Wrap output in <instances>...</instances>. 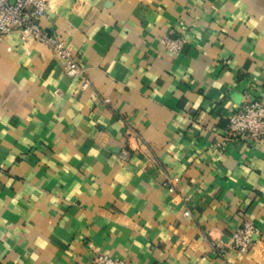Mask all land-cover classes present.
Wrapping results in <instances>:
<instances>
[{"label":"crops","instance_id":"crops-1","mask_svg":"<svg viewBox=\"0 0 264 264\" xmlns=\"http://www.w3.org/2000/svg\"><path fill=\"white\" fill-rule=\"evenodd\" d=\"M40 23L90 85L0 35V264H264V141L217 145L264 104V0H57Z\"/></svg>","mask_w":264,"mask_h":264},{"label":"built area","instance_id":"built-area-1","mask_svg":"<svg viewBox=\"0 0 264 264\" xmlns=\"http://www.w3.org/2000/svg\"><path fill=\"white\" fill-rule=\"evenodd\" d=\"M56 1L0 0V35L17 32L25 43L38 41L47 44L56 58L62 61L66 75L78 79L81 87L86 88L90 85V81L71 47L54 37L40 23L43 18L48 17V11L52 8V3ZM161 41L163 46L173 54L180 53L185 45V40L181 37L173 38L164 35ZM104 101L109 103L110 99H104ZM225 131L224 140L218 142L217 145H223L236 139L262 143L264 141V104L257 100L244 101L228 118ZM126 147L127 145L120 153L121 159H126L129 154ZM177 183L178 178L175 177L166 176L164 180V186L171 191L176 190ZM184 213L189 215V209H186ZM259 234L257 224L252 220H246L233 232L230 246L240 253L247 254L254 249ZM94 264L131 263L99 253L95 256Z\"/></svg>","mask_w":264,"mask_h":264}]
</instances>
